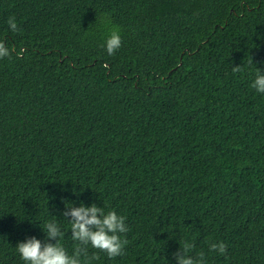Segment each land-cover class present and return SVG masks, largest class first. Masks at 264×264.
<instances>
[{
  "label": "trees",
  "instance_id": "obj_1",
  "mask_svg": "<svg viewBox=\"0 0 264 264\" xmlns=\"http://www.w3.org/2000/svg\"><path fill=\"white\" fill-rule=\"evenodd\" d=\"M0 41V264L81 204L127 218L94 264H264V0H0Z\"/></svg>",
  "mask_w": 264,
  "mask_h": 264
},
{
  "label": "clouds",
  "instance_id": "obj_2",
  "mask_svg": "<svg viewBox=\"0 0 264 264\" xmlns=\"http://www.w3.org/2000/svg\"><path fill=\"white\" fill-rule=\"evenodd\" d=\"M105 23L110 24L111 21L106 20ZM7 24L12 32L19 31L14 16L9 17ZM121 45L119 30L113 27L102 47L106 49L109 55H114ZM14 51H16L14 48L9 49L3 41H0V60L10 59ZM23 51L21 49V52ZM239 70L240 67L233 68V71ZM251 87L259 94H264V73L259 69H257ZM63 215L71 218L69 222L71 238L76 242L72 254L70 255L62 246L61 240L65 233L60 224L53 219L41 226L46 235L44 242L31 237L16 246L24 264H94L100 259L99 253H105L109 259H115L125 254L128 240L121 238V234H126L129 231L125 216L118 215L114 210L105 212L103 207H98L95 204L91 207H86L83 204L79 207L66 205V211ZM194 247L195 244L192 242H181L180 249L173 254L176 264H206L203 252L195 258L190 255ZM89 248L96 251L90 254ZM209 251L224 255L227 251V245L223 242L210 241Z\"/></svg>",
  "mask_w": 264,
  "mask_h": 264
}]
</instances>
